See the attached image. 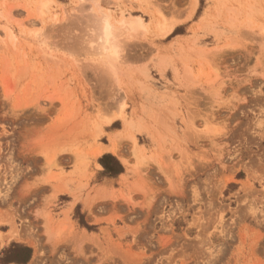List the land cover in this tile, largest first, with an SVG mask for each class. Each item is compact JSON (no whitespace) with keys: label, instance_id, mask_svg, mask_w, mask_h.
<instances>
[{"label":"rangeland","instance_id":"rangeland-1","mask_svg":"<svg viewBox=\"0 0 264 264\" xmlns=\"http://www.w3.org/2000/svg\"><path fill=\"white\" fill-rule=\"evenodd\" d=\"M117 135L131 164L107 177ZM11 242L26 264H264V0H0V253Z\"/></svg>","mask_w":264,"mask_h":264},{"label":"bare ground","instance_id":"bare-ground-1","mask_svg":"<svg viewBox=\"0 0 264 264\" xmlns=\"http://www.w3.org/2000/svg\"><path fill=\"white\" fill-rule=\"evenodd\" d=\"M53 0H46V3L47 2H52ZM193 2L195 3V2H197V0L195 1V0H193ZM138 18V17H137ZM137 18H132V19H136V20H133V21H131L129 18V20L128 19H126V20H128V21H126L125 20V18L124 17H121L118 21H117V23H118V28H120V30L121 29H123V31H126L125 29H127V32H128V30H129V35H130V31H135L136 29H137V27L139 26V25H141L140 24V21H137L138 19ZM140 19V18H139ZM104 20V19H103ZM116 22V21H115ZM111 24H110V22H108V20H107V18H105V21H104V25H103V39H104V42H105V44L106 45H110V42L112 43V41L110 40V37L112 36L111 34L113 33L112 32V26H110ZM172 25L170 24V27H171ZM10 31V30H9ZM8 31V32H9ZM164 31H166V30H164ZM124 34H126V35H128V33H124ZM10 35H12L11 33H10ZM128 35V36H129ZM111 39H112V37H111ZM113 40V39H112ZM105 45V46H106ZM115 46V47H114ZM111 47V46H110ZM110 47H108V48H110ZM117 46L116 45H113V52H112V54H115V56L114 57H116V55H119L117 52V48H116ZM116 49V50H115ZM104 51H105V49H104ZM90 55V54H89ZM110 58H111V56H109ZM113 57V58H114ZM112 59V58H111ZM115 59V58H114ZM115 60H117L118 61V58L117 59H115ZM111 62V61H110ZM231 82V81H230ZM216 86L218 87V88H216ZM215 86V88H214V85L213 86H211V87H213V93L211 92V95L213 94V96L214 97H216V98H218L217 96H219V98L220 97H222L223 96V94L221 93L222 91H225V92H227L229 95L230 94H232V93H234L236 90H234L236 87H234V86H231L230 88L229 87H226L227 89H225L224 88V86L223 87H221L222 85H216ZM229 88V89H228ZM210 89V90H211ZM238 90V89H237ZM229 92H231V93H229ZM224 93V92H223ZM222 94V95H221ZM226 94V93H225ZM224 94V95H225ZM227 95V94H226ZM228 95V96H229ZM232 96H233V94H232ZM222 98H224V97H222ZM232 98V97H231ZM221 99V98H220ZM216 100V99H215ZM197 110V109H196ZM213 110V109H212ZM201 111V110H200ZM218 111H219V108L217 109V110H213V111H211V112H213V117H215V118H217V116H216V114L218 113ZM116 114H118L117 116H119L120 115V113H117L116 112ZM221 116V115H220ZM220 116H218V117H220ZM224 116V115H223ZM114 117H116V115H114ZM110 118H113L112 117V115H111V117H109V119H107L106 121L108 122V121H110ZM227 118V117H226ZM219 120V119H218ZM225 120V119H224ZM102 121V120H101ZM105 121V122H106ZM222 122V121H221ZM127 124V123H126ZM129 124V123H128ZM128 124H127V126H128ZM127 126L125 127V131L127 130ZM138 130V129H137ZM129 133V132H128ZM127 133V140L129 141H131L132 143H133V145H135L136 143H135V139H134V137L129 133L128 134ZM120 135V134H119ZM126 139V138H125ZM124 139H122L120 136L118 137V135L117 136H115V137H113L110 141H109V143H108V145L104 148V149H106V150H108V151H110V153L113 155V156H115L117 159H119V161H120V163L121 164H123L124 166H129L130 164H131V160L129 159V157H128V154L127 153H124V150H123V145H124ZM128 145V144H127ZM135 150L136 149H134V151H133V154H132V156H134L135 158H137V154L136 153H138V152H140L139 151V149H137V151L135 152ZM131 151V150H130ZM127 154V155H126ZM138 156H140V157H138L137 159H135L136 161H137V163H141L142 162V165H143V169H142V172H143V175H147V174H149V170H152V169H149L150 168V166L147 164V163H143V162H145V161H149L148 160V158H146L145 156H143L142 157V154H139ZM140 158H141V160H140ZM146 159V160H145ZM136 164V163H135ZM133 165V164H132ZM45 181V180H44ZM9 189V188H8ZM92 214V213H91ZM49 214H46L45 212H43L42 213V217H41V215H40V218H43V220H44V222H43V224H44V226L47 228V230L48 231H50L49 229H48V222H49V219H48V216ZM38 218V217H37ZM69 227V226H68ZM66 228V230L68 229L67 227H65ZM52 231V230H51ZM31 232H33V231H31ZM56 232H58V231H56ZM63 232V231H62ZM62 232H60V233H62ZM75 232V231H74ZM9 234H10V232H8ZM30 233V232H29ZM67 233V232H66ZM9 234H6V236L7 235H9ZM18 234V233H17ZM33 234V233H32ZM31 234V235H32ZM57 234H59V232L57 233ZM71 234V235H70ZM27 235V234H26ZM53 235V234H52ZM63 235V234H62ZM69 235L70 236H73L74 234H73V232H69ZM60 236V235H59ZM18 237H22V238H19V239H24V240H26V241H28V242H30V244H33L36 248H38L39 247V244H38V237L36 238V236H34L35 238H32V239H30V238H28V237H23V236H18ZM67 237V236H66ZM69 237V236H68ZM76 238V237H75ZM29 239V240H28ZM77 239V238H76ZM58 240V239H57ZM74 241V239L71 241V242H73ZM79 241V240H78ZM80 241H81V239H80ZM74 242H76V241H74ZM72 244H74V243H72ZM41 245V244H40ZM75 246H76V243H75ZM80 246H81V244H80ZM78 247V249H79V246H77ZM77 249V248H76ZM83 249H84V247H83Z\"/></svg>","mask_w":264,"mask_h":264},{"label":"trees","instance_id":"trees-1","mask_svg":"<svg viewBox=\"0 0 264 264\" xmlns=\"http://www.w3.org/2000/svg\"><path fill=\"white\" fill-rule=\"evenodd\" d=\"M98 163L102 167V173L107 177H116L123 172L124 168L118 159L110 153H104L98 158ZM78 223L88 231L94 229V226L88 225L82 218L78 216ZM32 254V249L22 243L11 242L0 253V264L16 263L26 264Z\"/></svg>","mask_w":264,"mask_h":264},{"label":"crops","instance_id":"crops-1","mask_svg":"<svg viewBox=\"0 0 264 264\" xmlns=\"http://www.w3.org/2000/svg\"><path fill=\"white\" fill-rule=\"evenodd\" d=\"M105 151H108V150H105ZM110 153V151H108ZM122 175V174H121Z\"/></svg>","mask_w":264,"mask_h":264}]
</instances>
